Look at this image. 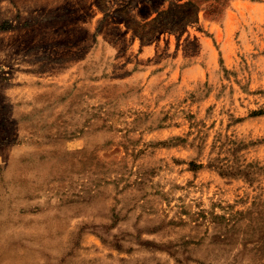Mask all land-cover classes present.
I'll return each mask as SVG.
<instances>
[{"label": "rangeland", "instance_id": "obj_1", "mask_svg": "<svg viewBox=\"0 0 264 264\" xmlns=\"http://www.w3.org/2000/svg\"><path fill=\"white\" fill-rule=\"evenodd\" d=\"M0 155V264H264V0H0Z\"/></svg>", "mask_w": 264, "mask_h": 264}, {"label": "crops", "instance_id": "obj_2", "mask_svg": "<svg viewBox=\"0 0 264 264\" xmlns=\"http://www.w3.org/2000/svg\"><path fill=\"white\" fill-rule=\"evenodd\" d=\"M20 147L19 145H17ZM16 152V151H15ZM6 165L4 164V161H2V157L0 155V187H25L22 185H12L11 181L6 178ZM9 178V177H8Z\"/></svg>", "mask_w": 264, "mask_h": 264}]
</instances>
